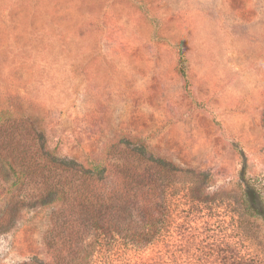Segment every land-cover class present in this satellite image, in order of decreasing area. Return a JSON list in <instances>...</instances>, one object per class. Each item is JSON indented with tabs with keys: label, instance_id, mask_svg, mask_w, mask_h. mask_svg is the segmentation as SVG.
<instances>
[{
	"label": "rangeland",
	"instance_id": "1",
	"mask_svg": "<svg viewBox=\"0 0 264 264\" xmlns=\"http://www.w3.org/2000/svg\"><path fill=\"white\" fill-rule=\"evenodd\" d=\"M0 115L81 163L130 140L207 173L264 249V0H0ZM7 198L0 264L43 258L46 213Z\"/></svg>",
	"mask_w": 264,
	"mask_h": 264
},
{
	"label": "trees",
	"instance_id": "2",
	"mask_svg": "<svg viewBox=\"0 0 264 264\" xmlns=\"http://www.w3.org/2000/svg\"><path fill=\"white\" fill-rule=\"evenodd\" d=\"M3 124L2 222L25 210L46 213L43 258L24 264H264L237 198L209 192L207 173L130 140L81 163L51 149L43 133L7 134L11 118ZM241 200L248 219L264 220L250 189ZM227 202L232 209L222 216Z\"/></svg>",
	"mask_w": 264,
	"mask_h": 264
}]
</instances>
